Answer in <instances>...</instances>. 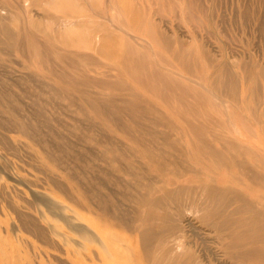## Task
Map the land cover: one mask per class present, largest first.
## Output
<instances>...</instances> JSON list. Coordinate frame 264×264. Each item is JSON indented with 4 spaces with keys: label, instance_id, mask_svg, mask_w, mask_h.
<instances>
[{
    "label": "rangeland",
    "instance_id": "1",
    "mask_svg": "<svg viewBox=\"0 0 264 264\" xmlns=\"http://www.w3.org/2000/svg\"><path fill=\"white\" fill-rule=\"evenodd\" d=\"M0 11V26L15 31L14 37L0 41V90L5 89L16 109L10 111L0 99V264H141L135 236L113 218L109 225L101 222L94 204H80L75 182L65 174L64 168L73 169L87 182L99 177L95 165L104 166L88 152L98 154L102 148L76 142L71 126L64 125L74 108L64 107L65 102L42 105L50 122L43 124L41 117V133L55 132L70 142L56 162L46 160V147L12 123L17 118L36 125L32 112L37 99L22 95V79L33 76L57 85L56 79L45 78L48 69L89 78L92 85L83 87L97 92L98 104L110 107L124 123L130 122L128 115L135 116L134 122L143 117L169 121L174 139L193 145L187 165L196 170H203L207 158L193 151L199 139L192 128L203 140L226 146L223 156L233 157L232 163L205 169L202 177L220 173L222 185L264 203L259 199L264 189L244 177L234 180L247 173L238 162L264 174V151L257 149L264 145V120L256 124L251 118L254 110L257 115L264 109V0H0ZM60 20L76 24L63 26ZM105 81L109 88L93 85ZM117 88L124 90V101L109 103ZM63 92L77 104L94 103L90 92ZM89 116V122L80 121L83 126L93 124L96 135L117 142L134 165L145 167L137 155L139 145L126 143L125 134L102 114ZM116 175L128 182L123 173ZM165 181L166 188L183 184L169 177ZM115 189L109 185L103 193L108 196ZM186 218L199 226L192 216ZM210 245L214 250L216 243ZM217 257L222 259V253Z\"/></svg>",
    "mask_w": 264,
    "mask_h": 264
},
{
    "label": "bare ground",
    "instance_id": "2",
    "mask_svg": "<svg viewBox=\"0 0 264 264\" xmlns=\"http://www.w3.org/2000/svg\"><path fill=\"white\" fill-rule=\"evenodd\" d=\"M45 16L50 18L48 14ZM58 24L69 26L75 25L76 21L60 20ZM14 33L12 29L7 27L3 29L0 26V41L14 37ZM91 40V38L87 39L89 42ZM15 49H18V45H15ZM52 72L60 76H55ZM52 72L48 69L45 78L56 79L57 85H48L33 76L22 79L24 83L21 86L22 95L29 93L33 94L37 101L43 99L41 104L34 101L35 107L32 113L36 125L17 118H13L12 123L23 134L35 137L34 139L46 147V160L56 162L61 158V154H64L65 149L70 148V142L55 132L49 135L41 133L38 125L41 117L45 119L41 121L43 124L50 122L48 117L43 116V106L51 104L58 106L65 102L67 104L63 105L64 107L74 108V113L69 115V124L64 122V125L71 126L76 142L93 143L102 148V152L98 154L91 150L88 152L93 161L101 162L104 166L95 165L96 169H99V177H93L87 182L78 179L73 169L70 173L64 168L65 174L75 182L74 191L80 198V204L83 202L94 204L100 212L98 219H101V222L109 225L108 218H113L117 221L116 225L125 228L128 234L135 236L139 242L136 252L141 264H264V203L257 204L255 203L258 202L257 199H251L237 189H229L222 185L220 173L202 177L205 169L211 167L221 169L232 163L230 160L233 157L229 159L223 156L222 150L226 149V146L223 148L219 143L215 145L203 140V135L200 136L197 130L192 128L190 133H195L196 138L199 139L193 151L207 158L202 166L203 170H196L191 165H187V161L188 164L190 162L188 153L193 149V145L189 140L181 144L174 139L175 127L169 121L162 117L152 119L143 117L142 122H134L135 116L128 115L130 122L124 123L110 107L98 104L100 97L97 92H90L86 89L87 87H83L92 85L89 78L84 77V80H81L64 75V70L62 72L52 70ZM15 84L18 85L19 81ZM93 85H103L104 88L111 86L108 81L96 82ZM174 86L175 84L171 87ZM166 89H169V86ZM63 91L65 93L90 92L89 99H92L94 103L89 106L83 103L77 104L74 100L71 101L69 95L66 96ZM123 91L122 88H117L116 93L109 99V103L124 101ZM6 96L8 95L5 89H1L0 99L7 102L10 111H16L11 100ZM217 99L221 101L220 98ZM262 106H264V100ZM101 114L111 127L115 126L125 134L123 140L126 143L133 142L140 146L136 147V151L139 158L144 161L145 167L134 165L127 151L114 144L117 142L112 143L108 138L96 135V126L90 123L83 126L84 124L80 122L81 120L89 122V115ZM255 114L256 110L253 111L254 116L251 118L256 124L258 120H264V109ZM100 123L106 122L102 120ZM235 131L239 132L237 129ZM260 135L264 138V132ZM227 146L237 150L232 143H228ZM257 149L264 151V145L260 144ZM82 157L83 155L79 153L78 160ZM260 163L263 165L264 160H260ZM236 164L247 173L236 174L234 180L244 177L250 184L264 189V174L257 172L253 166H248L244 162ZM177 166H181L182 170H178ZM117 172L126 175L128 182L121 181L116 175ZM167 177L171 178L172 183L183 180V184L177 183L171 188H166L165 178ZM191 179L195 180L191 181ZM227 180L225 182H230L231 179ZM109 185H114L119 191L115 189L108 196L104 195L103 190ZM259 199L264 201V197ZM121 205H126L128 209L122 210ZM187 215L192 216L199 226H195L190 219L186 218ZM204 230L208 234L203 236L199 232ZM208 235H213L211 236L213 239L210 240ZM211 241L213 244L216 243L214 250L210 245ZM107 243L109 246V242ZM218 252L222 253V259L217 257ZM109 254L108 252V256L112 257ZM105 258L107 259V255Z\"/></svg>",
    "mask_w": 264,
    "mask_h": 264
}]
</instances>
